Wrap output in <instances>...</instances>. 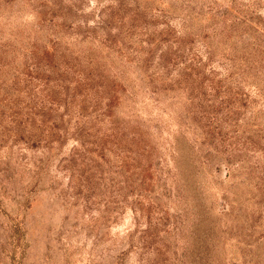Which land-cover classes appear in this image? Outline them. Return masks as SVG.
Segmentation results:
<instances>
[{
  "label": "rangeland",
  "instance_id": "rangeland-1",
  "mask_svg": "<svg viewBox=\"0 0 264 264\" xmlns=\"http://www.w3.org/2000/svg\"><path fill=\"white\" fill-rule=\"evenodd\" d=\"M0 264H264V0H0Z\"/></svg>",
  "mask_w": 264,
  "mask_h": 264
}]
</instances>
